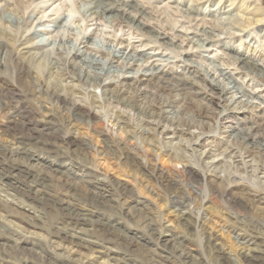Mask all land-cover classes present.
<instances>
[{"label": "bare ground", "instance_id": "6f19581e", "mask_svg": "<svg viewBox=\"0 0 264 264\" xmlns=\"http://www.w3.org/2000/svg\"><path fill=\"white\" fill-rule=\"evenodd\" d=\"M192 1L197 4L216 0ZM27 2L37 4L28 15L24 6ZM83 2L87 18L133 30L146 42L145 47L152 44L158 50L179 49L180 40L194 43L195 54L200 56L202 51L217 45L238 66L239 74L251 81L264 79V67L257 59L234 50L231 40L221 42L212 29L201 27L190 38L188 34H176L172 27L151 26L145 22L147 12L133 1ZM168 2L190 22L207 18L210 22L220 15L229 19L231 14L228 10L202 12L198 5L182 6L179 0ZM228 2L227 9L235 0ZM43 3L0 0V118L5 120L2 119L0 129L7 135L4 144L0 142V264H204L185 243L186 235L196 229L203 235L204 250L212 264L223 261L226 257L220 240L206 228L201 215L193 216L188 207L200 197L202 202L208 197H219L244 211L246 206L264 210V189L254 183L245 184L240 178L242 174L264 177V105L248 101L254 95L232 82L228 68L209 70L189 59L191 52H180L184 68L179 74L167 65L152 66L129 78L126 74L130 64L146 53L125 55L109 44L106 49L98 48L82 35L80 41L69 42L67 56L61 57L60 50L51 56L46 48L57 41L43 39L36 31L24 32ZM254 3L251 8H242L248 14L237 16L235 28L240 32L255 26L264 33V22L259 18L264 7ZM218 4L222 6L221 0ZM64 19L58 14L50 22L52 32H57L55 37ZM52 32L46 29L43 33ZM79 45L105 55L108 65L99 63L91 53L81 52ZM155 56L161 58V53ZM113 60H122V67L115 70ZM122 71L121 78H111ZM195 77L208 81V86H200ZM141 85L150 86L153 92L141 91ZM230 94L236 99L226 105ZM232 114L234 124L219 129L223 140L209 138V121ZM80 126L101 135L100 150H95L88 138L77 135ZM174 140H178L175 145ZM154 142L181 169L169 174L154 165L156 157L144 150ZM212 144L213 149L208 147ZM214 152L233 159V172L218 171L221 163L214 162ZM91 153L123 164L153 182L168 210L175 214L172 217L181 234L172 233L160 220L148 215L145 211L149 204L126 186L84 171L81 181L85 189L81 191L68 181L50 179L44 170L50 168L42 164H59L65 159L91 170ZM123 195H130L129 201L123 202ZM15 208L30 211L25 225L6 219L5 216L14 217ZM98 209H107L119 218L106 219L94 211ZM121 219L134 220L152 241L150 246L147 243L141 259L136 257L135 247L142 246L143 238L126 232ZM232 232L241 245V252L236 255L243 264L264 261L262 219L249 218ZM27 245L35 249H28Z\"/></svg>", "mask_w": 264, "mask_h": 264}, {"label": "rangeland", "instance_id": "374dc122", "mask_svg": "<svg viewBox=\"0 0 264 264\" xmlns=\"http://www.w3.org/2000/svg\"><path fill=\"white\" fill-rule=\"evenodd\" d=\"M139 6L143 7L147 12V21L151 26L161 29L163 27H172L174 32L179 35L188 34L189 37H193L192 32L198 31L201 27L212 29L213 34L219 38L221 42H230L234 44V50L245 53L246 56H251L259 61V64L264 67V33L261 28H256L255 26L250 27L244 32H240L239 29L235 28V23L238 22L237 16L239 14H248L249 11H242V8L249 7L251 8L253 3L256 4V7H264V0H235V3L230 7L226 8L225 6L229 5L228 0H221V4H218L219 0L211 2H200L194 3L192 0H179L182 6H194L198 5V8L202 12L208 13L209 11H229L231 14L229 15V19H226L227 16L220 15L216 17L213 21H208L209 19H205L204 21H195L190 22L185 19L178 11L175 9L172 4L168 2V0H130ZM244 2L243 7L240 9V13H238L237 9L241 5V2ZM43 4L38 5L40 8L31 16L30 25L24 28V32L27 34L38 32L41 34L43 39H49V41H57L55 45L46 48L51 56H54L57 53V50L61 51V57L67 56L68 51L67 48L71 43H74L76 39L79 41L82 39V35L87 38L89 44L96 43L98 48H105L107 45H112L115 47L116 51H122L126 55H137V54H145L139 61L136 63L130 64V69L128 70L129 74L126 76L129 78L131 76L140 75L147 71L152 66H168L167 68H172L178 74L184 68V64L181 62L180 52L186 51L193 53L192 56L188 58L194 62H198L205 68L209 70L216 71L214 68L221 67L222 69L228 68L227 71H231L233 78L232 82L240 87L243 91H248L254 95L253 99L248 100L252 104H260L264 105V92L260 93L264 90V79L263 80H255L251 81L249 78H246L244 75L239 74L237 69L238 66L234 65L230 58L225 55L224 50H222L219 46H211L207 49V51H202L200 56H197L195 52H197L196 45L178 41L179 49L170 48L168 50H158L154 45H149L145 47V41L135 34L133 30L125 28L123 26H118L115 23L109 24L105 20H92L87 18L88 15L85 14L86 9L84 6L86 5L83 0H43ZM224 4V5H223ZM27 8V15L33 10L37 4L27 2L24 5ZM29 6V7H28ZM84 12V13H83ZM262 15L259 17L264 22V11L262 10ZM58 14L60 18H65L63 27L59 29L58 37H55L57 32H52V20H54ZM85 14V15H84ZM8 16V13L5 16ZM232 15V16H231ZM90 19V20H88ZM67 20V21H66ZM215 27V28H213ZM49 29L52 33L50 35L43 33L44 30ZM80 32V33H79ZM234 33V34H233ZM80 34V35H79ZM60 35V36H59ZM77 37V38H76ZM121 44L119 43V40ZM198 38L194 37V40ZM71 42V43H69ZM58 44V45H57ZM81 52H87V54L91 53V56L95 58L99 63L108 65L107 57L101 53L90 52L84 45H79ZM103 49V50H105ZM136 52V53H135ZM135 53V54H134ZM161 58L156 57L155 55H160ZM96 54V55H95ZM69 56V55H68ZM79 57L76 58V60ZM161 60V61H157ZM103 62V63H102ZM213 62V63H212ZM112 66H114L115 70L120 69L122 67V60H113ZM166 68V69H167ZM124 71V70H123ZM123 71L119 74H112L111 78H121L124 74ZM7 75L10 74L9 70L5 71ZM77 73V71H76ZM194 80L200 86H208L209 82L202 80L201 78L195 77ZM141 91L146 93L153 92V89L147 85L140 86ZM96 94L99 95L100 91L97 90ZM258 94L259 97L255 98V95ZM236 96L228 95L226 105H232L235 101ZM235 105V104H234ZM214 108V106H212ZM224 116L219 118L218 120H210L209 124L212 126L211 131L209 132V138L214 137V140L221 141L223 137L219 135V129L227 126H232L234 124V116ZM0 125L5 121L3 118H0ZM4 121H3V120ZM111 128L115 131V127ZM194 131H196L194 129ZM79 137H86L90 140L91 145L95 150H100L102 148V137L98 133L91 132L85 126L78 127L76 131ZM7 135L4 133L2 129H0V142L4 144ZM157 140V138H156ZM155 143V142H154ZM178 143V140H174L173 144ZM156 145V146H155ZM213 145V147H211ZM208 146L210 148H214L215 144ZM158 146V147H157ZM147 149L149 153H151L156 160H154L153 164L156 165L159 169H161L165 173H172L173 170H179L180 164L175 163L174 161H170L168 156H166V151L160 147L158 144H151L150 146L144 148ZM163 149V150H162ZM215 150V149H214ZM189 153V152H188ZM190 155V153H189ZM48 160L56 159L54 157H46ZM160 158V159H159ZM213 160L215 163H221L218 169L219 172L229 173L233 172L232 168V158H229L226 154L223 155L219 152H214ZM57 160V159H56ZM59 160V159H58ZM61 160V159H60ZM90 164L88 165L89 169H85L82 165L71 163L70 160H62L61 162H54L53 164H48L44 161V167L50 169H44L49 172L50 179L53 181H61L73 184L78 190L84 191L85 185L81 181V175L84 171H89L90 174L99 176L101 178H109L112 182L119 183L121 185L126 186L128 190H131L140 200L145 201L149 204V208L147 209V214L158 219L162 222V225L169 229L174 234H181V230H179L175 224L174 213L168 210V204L163 198L162 194L159 192L158 187L153 183L147 180V178L142 176L140 172L132 171L129 167L111 161V160H103L98 156H95L94 153H91L89 156ZM39 168V166L37 165ZM80 173V174H79ZM134 173V174H133ZM143 178V179H142ZM240 178H243V182L245 184L254 183L255 187H259L264 189V177L261 176H251L249 174H242ZM145 179V180H144ZM240 181V180H238ZM148 182V183H147ZM130 195H123L122 200L127 202L129 201ZM20 197V196H19ZM21 198V197H20ZM22 199V198H21ZM209 199V200H208ZM241 202V201H240ZM197 203V204H196ZM243 203V202H242ZM196 206V207H195ZM38 209H41V206L35 205ZM246 206V210L238 207H234L229 205L225 200L219 197H208L207 200L202 202L201 197L194 201L191 206L188 207L189 211L192 212V215L196 217L197 214L201 215L206 228L209 231H213L220 242V246L224 251L225 259L223 261H219L218 264H243L241 260L238 258V253L241 252L240 244L238 240H236L235 234L232 230L240 225L243 222H247V219L251 218H259L264 221V210L260 208ZM249 209V210H248ZM0 210H2L0 208ZM35 210V209H34ZM202 210V211H201ZM33 211V210H32ZM96 213L102 215L106 219H117L118 216H114V214L105 209L94 210ZM30 211H25L23 208H15V211L12 212L14 217L5 216L6 219H12L19 225H25V221L28 220V215ZM35 212V211H34ZM254 214H253V213ZM150 213V214H149ZM166 213V214H165ZM197 213V214H196ZM260 213V215H259ZM164 214V215H163ZM235 214V215H234ZM244 214V215H243ZM251 214V215H250ZM157 215V216H156ZM161 215V216H160ZM238 217H237V216ZM250 216L248 218V216ZM164 216V217H163ZM245 216V217H244ZM253 216V217H251ZM255 216V217H254ZM27 219H26V218ZM237 217V218H236ZM243 220V221H242ZM122 227L128 233H132L142 239L141 247L140 244L137 245L136 257L141 259L145 252L147 251V243L150 246L151 242H149L148 236L142 232L140 225L136 224L134 220L121 219ZM235 223V224H234ZM136 224V225H135ZM234 225V226H233ZM137 226V227H136ZM229 227V228H228ZM135 229V231H134ZM2 230V229H0ZM173 230V231H172ZM177 230V231H176ZM7 233L6 231H4ZM136 233V234H135ZM143 234V235H142ZM191 235V236H190ZM201 235V236H200ZM186 246L188 250L198 259L202 260L204 264H212L211 258L209 254L206 252L203 235L202 233L196 229L186 235ZM190 236V237H189ZM263 237V235H262ZM144 241V242H143ZM263 244H262V243ZM261 247L264 248V237L261 241ZM145 244V245H144ZM148 246V247H149ZM145 247V248H144ZM28 249L30 248L27 245ZM141 248V249H140ZM146 249V250H145ZM139 250V251H138ZM145 250V251H143ZM240 250V251H239ZM142 252V253H141ZM237 254V255H236ZM198 255V257H197ZM140 256V257H139ZM208 256V257H206ZM222 262V263H221ZM15 263V262H14ZM13 263V264H14ZM17 264V263H15ZM258 264H264V261H259Z\"/></svg>", "mask_w": 264, "mask_h": 264}]
</instances>
